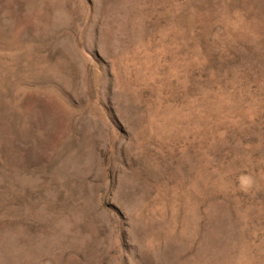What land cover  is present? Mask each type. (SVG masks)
I'll list each match as a JSON object with an SVG mask.
<instances>
[{"label": "rangeland", "instance_id": "rangeland-1", "mask_svg": "<svg viewBox=\"0 0 264 264\" xmlns=\"http://www.w3.org/2000/svg\"><path fill=\"white\" fill-rule=\"evenodd\" d=\"M0 264H264V0H0Z\"/></svg>", "mask_w": 264, "mask_h": 264}]
</instances>
